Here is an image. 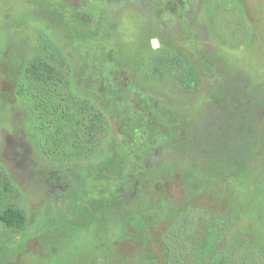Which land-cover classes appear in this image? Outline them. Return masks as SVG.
<instances>
[{
    "label": "rangeland",
    "instance_id": "1",
    "mask_svg": "<svg viewBox=\"0 0 264 264\" xmlns=\"http://www.w3.org/2000/svg\"><path fill=\"white\" fill-rule=\"evenodd\" d=\"M62 4L0 0V213L24 216L0 222V264H166L164 234L189 210L219 227L209 260L264 264V0ZM160 55L196 83L151 74ZM118 117L145 136L127 144ZM115 151L140 162L108 183ZM135 205L161 215L134 230Z\"/></svg>",
    "mask_w": 264,
    "mask_h": 264
},
{
    "label": "trees",
    "instance_id": "2",
    "mask_svg": "<svg viewBox=\"0 0 264 264\" xmlns=\"http://www.w3.org/2000/svg\"><path fill=\"white\" fill-rule=\"evenodd\" d=\"M48 3H50L59 12H61V8H64L62 0H48ZM88 34V37L96 35L94 31H89ZM56 63L57 64H55L52 68L49 66V72L52 74V76H55L56 74L62 75L60 70L65 73V64L59 63L58 61H56ZM149 67L150 73L157 75L161 80L173 84H183L184 86H192L196 83L195 69L193 67H188L185 63L178 59L169 61V57L160 55L156 62L151 63ZM83 106L86 107V109L94 116V121L91 124L90 130L92 132H97L99 129L98 124H103L105 122L104 116L99 111L100 109L94 104L84 103ZM118 119L120 123H122V131L125 135L124 137L127 144L131 145L134 140H137V135H139V139L145 136L146 128L143 124V121H145L144 119L139 118L138 120L136 119L130 121L129 123H123V120L119 117ZM97 147L98 146H94V148ZM116 153L117 152L115 151L111 158L108 159L110 162V168H112L110 175L106 178V182L108 183H116L125 179H129L130 175L135 172V169L138 168L137 163L140 162L139 156L133 155L134 153H131L126 157H122L120 154ZM150 201L151 200H149V202ZM160 203H162L161 198ZM135 206L136 208L128 209V217L134 230L141 231L142 228H144V224L146 222L156 220V218L161 215L160 212H154L153 208H151L149 205L147 208L143 206L138 208L137 205ZM199 215L203 214H197L195 211L191 210L185 211L184 213L180 212L176 215L175 219L172 221L169 229L166 231L163 237V248L166 252V264H186L181 260L178 254L179 252L183 253L184 251L189 252L190 249L194 247L191 246V244L197 241L199 242L197 243L198 247H196L198 250L197 253H193V258H191L190 264H234L235 261L233 262L230 260L231 256L233 255L229 254H225L227 257L212 256L211 260H209L207 257V252L211 247H213V244L216 240L215 234H217L219 227L215 225L216 221L212 222V220L204 219ZM203 216L207 218V215ZM0 222L8 227L20 228L24 224V216L19 211L11 210L10 212H6L4 214L0 213ZM221 222H223V220H221ZM209 223H212L213 226L206 229L202 227V225ZM176 242H180L178 250L175 248ZM242 256L245 258L246 255ZM235 259L238 264L242 263L238 262L241 261V259ZM151 263L152 262L147 261V264Z\"/></svg>",
    "mask_w": 264,
    "mask_h": 264
},
{
    "label": "water",
    "instance_id": "3",
    "mask_svg": "<svg viewBox=\"0 0 264 264\" xmlns=\"http://www.w3.org/2000/svg\"><path fill=\"white\" fill-rule=\"evenodd\" d=\"M152 45H153L154 47H156V46H157V42H156L155 40H153V41H152Z\"/></svg>",
    "mask_w": 264,
    "mask_h": 264
}]
</instances>
